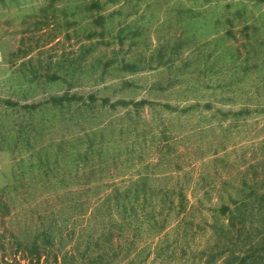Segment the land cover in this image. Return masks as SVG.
I'll list each match as a JSON object with an SVG mask.
<instances>
[{
	"label": "rangeland",
	"instance_id": "rangeland-1",
	"mask_svg": "<svg viewBox=\"0 0 264 264\" xmlns=\"http://www.w3.org/2000/svg\"><path fill=\"white\" fill-rule=\"evenodd\" d=\"M127 123L121 163L96 143ZM140 176L182 186L196 251L228 225L211 210L264 195V0H0V264L51 232L82 249L103 184ZM242 218L240 240L264 231Z\"/></svg>",
	"mask_w": 264,
	"mask_h": 264
},
{
	"label": "trees",
	"instance_id": "trees-1",
	"mask_svg": "<svg viewBox=\"0 0 264 264\" xmlns=\"http://www.w3.org/2000/svg\"><path fill=\"white\" fill-rule=\"evenodd\" d=\"M52 78L55 76L52 75ZM68 96L67 94L51 100L55 104L71 101L72 98ZM3 103L9 107L17 106V103L11 100H5ZM123 126L124 128L121 129L124 131L118 132V136L112 133L109 136L103 134L96 143L100 150L111 148L116 151L119 159L124 157L121 163L130 161L132 157L130 156L132 152L127 150L128 147H123L126 142L124 133L128 134V123ZM105 130L110 129H103L104 132ZM89 142L92 148L93 139ZM90 153L92 154V150L87 153L88 156ZM100 155L104 156L102 152ZM120 169L126 172L130 168L128 165ZM146 178L140 176L125 181L126 184L123 185L103 184L104 192L94 202L92 211L86 217V226L76 237L79 243L83 241L82 249L75 244L69 250L62 251V248L55 250L51 232L35 238L30 245H25L23 260L27 264H146L147 257L152 254L154 258L151 264H214L218 261L220 264H264L263 228L252 237L246 234L243 240H240V229L234 231L235 222L243 224L248 221L242 218L247 209L254 212L256 217H264V195L251 192L248 197L232 202L234 210H230L227 206L211 210L221 216L228 215V225L217 226V229L212 227L215 230L212 235L214 242L196 251L190 249L189 245L196 236L198 225L194 224L193 219L188 218L182 186L178 184L173 187L148 188ZM87 187L90 190V185ZM95 187L92 185V188ZM175 197L179 198L178 205L175 204ZM157 199H159L158 203H156ZM139 200H142V203H139ZM75 208L70 206L66 210ZM176 208L173 220L175 223L165 232V225ZM162 215L163 221L160 222ZM262 219L264 222V218ZM162 230L161 239L159 236ZM72 235L73 232L70 234L71 238ZM152 237L153 240L157 238V241L151 250L149 245L153 244V240L140 248L136 245L141 240H149ZM38 240L42 241V247L38 244ZM16 245V252L22 250V245L18 243ZM147 248L149 251L145 255ZM4 264H20V262L13 260Z\"/></svg>",
	"mask_w": 264,
	"mask_h": 264
}]
</instances>
